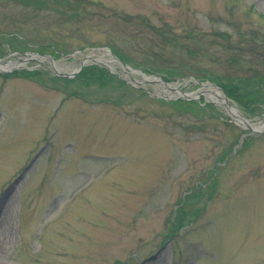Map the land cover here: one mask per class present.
I'll list each match as a JSON object with an SVG mask.
<instances>
[{
  "label": "rangeland",
  "instance_id": "rangeland-1",
  "mask_svg": "<svg viewBox=\"0 0 264 264\" xmlns=\"http://www.w3.org/2000/svg\"><path fill=\"white\" fill-rule=\"evenodd\" d=\"M0 61V264H264V130L214 94L264 124V0H0Z\"/></svg>",
  "mask_w": 264,
  "mask_h": 264
},
{
  "label": "water",
  "instance_id": "water-1",
  "mask_svg": "<svg viewBox=\"0 0 264 264\" xmlns=\"http://www.w3.org/2000/svg\"><path fill=\"white\" fill-rule=\"evenodd\" d=\"M107 51H108V53H110L109 50H107ZM33 56H39V55H33ZM42 57L46 58L49 62H52V61L50 60V57H48V56H42ZM111 57H112V59H113L114 61H116V62L118 61V63L122 66L123 70H121L120 73L124 74V73H125V70H126L128 73H135V74H139V75L141 76V79H142L141 82L134 81L133 79H130L131 82L134 83V85L132 84L134 87H139V88L143 89L144 91L148 92L149 94H151V92L148 91L146 88H144L143 85H145V84H147V83H156V82H159V83H161L165 88H168V89L171 90V91H175V92H177V94H179L178 97H180V98H182V99H186V100H190V99H192V97L190 96V94L183 93L182 90H181V88H179L178 85L172 87V86H170L169 84L165 83V82H164L163 80H161L160 78H156V77H149V78H147V77H145L141 72L130 69L129 67H127L125 64L121 63L118 59H116V58L113 57L112 55H111ZM87 60H89L91 63H94V64H96V63H97V64H102V65H103L104 67H106L108 70H112L111 67H109L108 64L105 63V62L102 61V60H96V59H92V58H90V57H85L84 60H83V62H81L80 66H79V68H78L77 70L73 71V72L70 73V74H59V73H57V74L61 75L62 77H68V78L73 77V76H75L78 72H80V71L82 70V68H83V66H84V63H85V61H87ZM6 64H9V61H8L7 63H3V62L0 61V66H5ZM124 69H125V70H124ZM55 71L58 72L57 70H55ZM114 74L117 75V77H119V73H118V74H117V73H114ZM135 85H136V86H135ZM206 87L214 88V89H216V90H219V89H218L216 86H214V85L206 86ZM214 94L216 95L217 98L221 99V101L223 102V105H225V107L228 109V111L230 112V114L235 118V120H234L235 123H238L239 125H244V127H245L248 131H250L251 133H260V132H262V131L264 130V124H263V125L261 124L260 127L251 126V124H250L246 119H244V118L241 116V114H239L235 109H233V108H231V107L229 106V103H228L226 97H224V96L221 97L220 95H218V94H216V93H214ZM198 97H199V96H197L196 98H198ZM194 99H195V98H194ZM209 101L212 102V100H210V99H209ZM21 176H22V175H21ZM21 176L18 178V180L21 179ZM18 180H17V181H18ZM17 181H16V182H17ZM2 204H3V206H2ZM4 206H5V202L3 201V203H0V212L4 209Z\"/></svg>",
  "mask_w": 264,
  "mask_h": 264
},
{
  "label": "trees",
  "instance_id": "trees-1",
  "mask_svg": "<svg viewBox=\"0 0 264 264\" xmlns=\"http://www.w3.org/2000/svg\"><path fill=\"white\" fill-rule=\"evenodd\" d=\"M245 81H247L248 83L251 81V80H245ZM236 83H238V84H241V85H243V81H239L238 79H237V82ZM227 86V87H226ZM224 87V89L226 90V92L228 93V95L230 94L231 96H233V94H232V92L230 93V90H232L234 87H235V85H233V83H231V82H229V84L228 85H225V86H223ZM190 102V101H189ZM207 107H210V106H206V108ZM205 108H203L202 110H204Z\"/></svg>",
  "mask_w": 264,
  "mask_h": 264
},
{
  "label": "bare ground",
  "instance_id": "bare-ground-1",
  "mask_svg": "<svg viewBox=\"0 0 264 264\" xmlns=\"http://www.w3.org/2000/svg\"><path fill=\"white\" fill-rule=\"evenodd\" d=\"M2 206H3V204H2Z\"/></svg>",
  "mask_w": 264,
  "mask_h": 264
}]
</instances>
